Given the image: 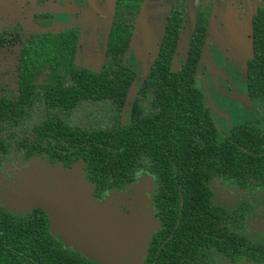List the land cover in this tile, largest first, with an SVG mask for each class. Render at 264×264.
<instances>
[{
	"label": "flooded vegetation",
	"instance_id": "obj_1",
	"mask_svg": "<svg viewBox=\"0 0 264 264\" xmlns=\"http://www.w3.org/2000/svg\"><path fill=\"white\" fill-rule=\"evenodd\" d=\"M27 1L21 6H10V1L0 0V36L11 33L12 36L29 37L53 30L75 29L79 38L74 64L80 68L102 69L117 16L114 6L106 12L87 15L86 9L71 10L72 7L61 1L43 0L37 7ZM51 1L54 2L52 8L49 7ZM239 6L244 9L242 3ZM201 7L203 10L196 18L190 15L187 19L186 9L173 3L164 25L157 27L153 23L158 30V38L152 50L149 51L148 42L140 51L133 43L134 31L139 25L138 17L142 13L141 5L123 61L136 72V76L126 95L121 122L124 125L131 123L134 104L158 56L172 9L184 13L172 68L179 71L190 58L196 60L192 61L196 86L209 114L192 123L195 125L194 132L185 140L192 153L179 156L180 159L170 156L166 163L171 165V169L166 165L160 173L141 170L134 179L118 187H114V180L109 182L103 175H100L101 180H94L86 169L84 158L70 160L74 147L71 148L69 137H55L56 131L66 132L75 127L72 119L80 122L81 127H87L86 123L89 126L98 125L87 116L94 117L103 111L84 108L77 103L81 96L71 108L70 101L67 102L68 94L61 89L71 82H67L68 78L59 82L57 78L51 80L48 68L43 70L39 80L28 81L23 77L26 47L22 44L18 45L20 47L0 44V100L8 108L0 146V204L8 206L13 201L15 208H19L22 198L49 186L55 171L63 169L71 174L78 170L93 187V196L97 201L108 204L113 210L146 215L149 241L141 264H264V166H257L253 172L243 168L253 161L245 155L247 148L260 146L258 142L251 143L249 133H256L258 139L264 140V35L259 43L255 39V56L253 53V21L255 33L259 30L258 18L254 16L258 11H264V0H260L255 10L249 12L250 17L240 20L239 26L242 32L245 31L246 40L251 42L247 52L238 50L239 44L233 43L229 35L226 37L228 45L222 47L224 39L212 35L213 6L202 0ZM200 15H204L206 32L200 55H196L193 43ZM104 28H110L106 48L100 53L84 52L80 56L82 32L98 33ZM231 30L241 35V32ZM180 50L183 54L180 52L177 59ZM144 58L148 59V63H144L142 68L140 60ZM224 77L229 81L232 78L237 86L230 85V82L226 84L229 92H221L224 97L228 93L223 108L217 107L212 100L210 85L216 81L215 78L223 80ZM48 79L52 83H48ZM49 98L50 101H47ZM82 101L84 105H89L84 99ZM22 126L20 136L15 131ZM50 129L54 135H51ZM24 131H31L27 140L23 139ZM214 138L219 143L217 153L213 151L217 148L216 144L211 143ZM259 155L262 157L261 153ZM261 157H255L259 164L264 162ZM178 160L182 161L177 163ZM31 171H36L39 176H31L33 181L26 180L25 176ZM120 195L124 200L118 198ZM37 209L43 208L35 207L32 211Z\"/></svg>",
	"mask_w": 264,
	"mask_h": 264
},
{
	"label": "trees",
	"instance_id": "obj_2",
	"mask_svg": "<svg viewBox=\"0 0 264 264\" xmlns=\"http://www.w3.org/2000/svg\"><path fill=\"white\" fill-rule=\"evenodd\" d=\"M143 1L116 0V21L110 32L107 57L101 70L80 68L74 64L79 38L75 29L53 30L29 37L12 36L11 33L0 36L2 45L22 44L26 47L23 77L28 81L39 80L43 70L48 68L51 80L57 78L59 82L68 78L67 82H71L61 86L69 96L67 102L70 101L71 108L81 96L77 103L84 108L103 111L94 117L87 116L98 125L89 126L86 123L84 125L87 127H81L80 122L71 118L75 127L66 132L56 131L55 137H69L71 148L74 147L70 160L84 158L87 161L86 169L94 180H101L100 175H103L109 182L114 180V187L128 183L141 170L160 173L166 165L171 169V165L166 163L170 156L179 158L192 153L190 147L185 145L186 137H190L195 129L192 123L209 114L203 105L201 91L196 86L195 65L192 63L196 60L190 58L179 71L172 68L184 18L182 10L172 9L158 56L134 104L131 123L124 125L121 122L126 95L136 76V72L124 65L123 61ZM203 16L200 15L196 26L198 31L193 43L196 55H200L205 41L206 23ZM254 17L258 18L259 27L255 33L253 21L255 56V39L259 43L264 35V11H258ZM48 83L52 81L48 79ZM50 98L46 100L50 101ZM83 99L90 106L84 105ZM7 112V104L0 100V146ZM22 131L23 126L15 133L21 136ZM30 133L24 131L23 139L27 140ZM249 134L251 143L258 142L260 145L250 146L245 153L253 161L243 168L253 172L257 166H264V162L259 164L255 161V157H261L260 153L264 158V140L258 139L256 133ZM211 143L216 144L217 148L213 151L217 153L218 141L214 138ZM50 226L49 217L43 209L18 213L0 204V264H103L58 240L52 235Z\"/></svg>",
	"mask_w": 264,
	"mask_h": 264
},
{
	"label": "water",
	"instance_id": "obj_3",
	"mask_svg": "<svg viewBox=\"0 0 264 264\" xmlns=\"http://www.w3.org/2000/svg\"><path fill=\"white\" fill-rule=\"evenodd\" d=\"M49 186L21 199L14 212L43 208L53 236L87 258L103 264L130 260L141 264L149 241V220L144 213L113 210L97 201L83 172L55 171Z\"/></svg>",
	"mask_w": 264,
	"mask_h": 264
},
{
	"label": "rangeland",
	"instance_id": "obj_4",
	"mask_svg": "<svg viewBox=\"0 0 264 264\" xmlns=\"http://www.w3.org/2000/svg\"><path fill=\"white\" fill-rule=\"evenodd\" d=\"M8 1L11 2L10 6H19V5L21 6V3H23L26 0H8ZM56 1L65 2V5L67 7H72L71 10H75L76 8H80V7L82 9H86L87 15L92 14V13L94 14L95 12L97 13L106 12L111 7L112 8L113 6L115 7V4H116V0H56ZM144 1H146V3L142 4V8H141L142 13L140 17H138L140 18L139 25H137L134 31V43H133V45L139 47L140 51H142V47L144 48L146 43L148 42L152 43V41H154V39L156 38V34H158V30L154 28V24L157 27L164 25V23L168 19V10L170 9L171 6H173V3L180 4L183 6V8L186 9L187 19H189L190 15H192L191 18H196V15H198L199 12L203 10L201 7L202 0H144ZM27 2H29L32 6L37 7L39 6V4H42L43 0H28ZM241 3L244 5V9L238 11L235 7L239 6ZM53 5H54V2L51 1L49 7L52 8ZM252 5L254 4L249 0H233V2L227 1L226 4L217 5L214 8L212 13L219 14L223 12L222 17L220 16L221 23L223 22L222 23L223 26H221L219 23V29L212 31L213 37L219 38L220 40L224 39L221 42L222 47H224L225 45L226 46L228 45L226 41V37H228L227 35H229L233 43L239 44L238 50H240L241 52L243 51L247 52L249 50L251 42L246 40L244 36L245 31L243 30L242 32V29L239 25H240V20H245L251 16V14L249 13L250 10L251 11L255 10L254 6L252 7ZM210 12L211 10L209 11V14ZM233 12H236L237 17H234ZM109 29L108 28L101 29L98 33L82 32L81 45L79 48L82 51L80 52V56L81 55L83 56L84 52L100 53L101 50L105 49L106 48L105 45H106L107 38H108V32L110 31ZM231 29L235 30V32H241V35L234 34ZM188 34L189 32H187V35ZM219 34L224 36V38L222 36H219ZM183 36L185 37V35ZM233 38H236L238 40L234 41ZM182 42H183V39L181 43ZM217 46H220V45H217ZM152 48H153V44L149 46V51H151ZM218 48L221 49V47H218ZM232 49L234 48H231V50ZM228 51L226 52V54H228ZM180 52H181V55L183 54V52L180 50L179 53L177 54V57H176L177 59H179ZM140 61L143 63V65L141 66L142 68L144 67V63H148V59L146 58ZM176 64L177 62L175 60L174 65ZM215 79L216 81H213V79H211L213 83L210 85V93H211L210 96L212 100L215 101L217 107L220 106L224 108V105H225L224 98H226L228 93L224 97V95H221V92H229V90L226 87L227 83L230 82V85H233V86H237V84L232 78H230L231 80L229 81V79L224 77L223 78L224 84H223L222 79H219V78H215ZM31 176L38 177L39 175L37 174L36 171H31L25 176V179L27 180L28 178L29 181H33V178ZM118 198L120 200H124L122 198V195L118 196ZM8 206L15 208L13 201L11 205H8ZM119 264H136V263H133L129 260H122L119 262Z\"/></svg>",
	"mask_w": 264,
	"mask_h": 264
},
{
	"label": "crops",
	"instance_id": "obj_5",
	"mask_svg": "<svg viewBox=\"0 0 264 264\" xmlns=\"http://www.w3.org/2000/svg\"><path fill=\"white\" fill-rule=\"evenodd\" d=\"M205 2L207 1V3H209V4H211L212 6H213V8H215L217 5H223V4H226L227 3V1H232L233 2V0H204ZM249 1H251L254 5H252V7L254 6V8L256 7V5L258 4V2L260 1V0H249ZM238 11L239 10H241V8H240V6L238 7V6H236L235 7ZM251 11V10H250ZM249 11V12H250ZM222 14H223V12L222 13H219V14H215V17H214V22H213V24H212V31H214V30H218L219 29V23H220V25L221 26H223L222 25V23H221V18H220V16L222 17ZM233 15H234V17H237V14H236V12H233ZM223 19V18H222ZM149 20V19H148ZM216 25V26H215ZM219 36H221L220 34H219ZM156 38H158L157 36H156ZM155 38V39H156ZM155 39H154V41H152V43H150L149 42V44H150V46L152 45V44H154L155 43Z\"/></svg>",
	"mask_w": 264,
	"mask_h": 264
}]
</instances>
